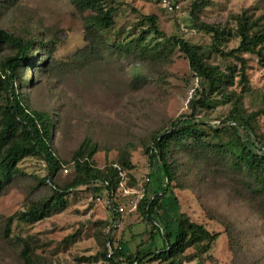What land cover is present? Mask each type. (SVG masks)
<instances>
[{
  "label": "rangeland",
  "instance_id": "1",
  "mask_svg": "<svg viewBox=\"0 0 264 264\" xmlns=\"http://www.w3.org/2000/svg\"><path fill=\"white\" fill-rule=\"evenodd\" d=\"M179 1V13L166 14L151 0H102L104 9H115L113 25L96 29L93 13L81 11L74 0H0V29L34 45L17 72L15 90L30 111L49 116L51 150L61 163L50 183L41 158H24L0 192V264H101L110 230L114 246L122 245L132 257L137 249L157 252L164 246L163 232L175 235L180 214L218 235L208 248L203 242L186 249L181 264H264V188L234 166L230 151H239L242 142L252 150L264 146V67L256 55H240L248 81L243 88L239 62L215 53L212 34L204 29L226 32L219 45L225 52L239 44L240 18L251 34L264 36V0H204L195 14V0ZM149 16L156 18L159 34L150 29ZM175 39L201 47L203 60L222 72L235 69L233 85L205 107L196 106L195 114L189 104L208 90V83L190 72ZM14 54L2 44L0 65ZM4 103L0 93V107ZM233 113L248 117L238 135L218 129ZM176 119L185 125L203 123L204 146L185 142L179 148L171 142L174 180L169 190L174 197L162 201L161 218L154 224L131 207L148 175L151 195L164 190L160 165L149 170L146 148ZM85 141L96 150L91 161L97 169L129 162V179L122 185L130 195H117L126 213L113 220L106 193L94 199L73 191L63 209L35 224L19 222V213L72 181V159ZM141 264L165 263L147 259Z\"/></svg>",
  "mask_w": 264,
  "mask_h": 264
},
{
  "label": "trees",
  "instance_id": "2",
  "mask_svg": "<svg viewBox=\"0 0 264 264\" xmlns=\"http://www.w3.org/2000/svg\"><path fill=\"white\" fill-rule=\"evenodd\" d=\"M74 2L81 11L93 13L91 20L94 28L112 27L113 14L115 13L113 5L104 9L102 0H74ZM203 2L204 0L193 1L191 13L195 14ZM146 19L150 29L155 34H159L156 18L149 16ZM204 29L212 34L214 43L211 48L215 53L222 58H233L239 62L238 74L240 83L244 88L243 85L248 83L245 74L246 64L240 55H256L264 67V49L261 47L264 43V36L251 34L248 24L244 22L243 18H240V20L238 19L239 44L235 49L225 52L219 49V45L223 39H226L224 37L226 32L208 26ZM227 36H229L228 33ZM2 44L12 48L15 54L5 58L0 65V93L4 94L5 99L4 105L0 107V192L18 174L17 165L24 158H41L47 167L46 180L50 183L61 167V163L54 157L51 150L52 123L49 116L44 112L30 111L23 104V99L14 87L17 72L34 45L0 29V47ZM174 46L178 47L179 52L184 55L190 72L196 78L208 83V90L205 93L202 92L198 100H192L189 104L192 114H195L196 106L205 107L211 97L222 94L226 87L233 85L235 69H229L228 73H224L218 67L206 63L200 54L201 47L190 45L182 39H175ZM247 122L248 117L245 118L240 113H233L222 122L218 129L220 131L228 129L238 135L239 126H247ZM185 124L181 119L172 121L170 128L164 134L154 137L151 144L146 148L149 170H153L154 165L158 163L160 173L166 180L164 190L154 191L152 195L150 194L151 175H148V179L143 185L142 197L137 200L134 212L139 213L146 222L156 224L161 218L162 201L167 196L174 197L173 192L169 190V185L174 180L173 166L169 163L171 142H175L179 148H185V142H188L190 146H204L202 139L205 133L201 131L203 123ZM237 139L239 140V137ZM242 143H240L241 148L237 152L235 151L237 148H230L234 154V166L246 171L264 188V146L259 149L253 147L254 150H252ZM95 152V148H92L88 141L83 142L72 159L75 169L72 181L65 187H55L52 197L42 203L31 205L17 215V220L30 225L39 222L51 213L63 209L66 206V197L73 191L88 193L94 199H98L106 193L108 198L107 209L112 212L113 220H115L118 217L117 210L119 207L117 195L120 192V184L124 181L122 176L124 179L128 178L127 170L130 168V164L127 160H120L118 163L109 164L103 169H97L91 161ZM11 220L9 219L6 225V233H9ZM175 223L177 227L175 235L171 236L165 232L161 234L164 241L162 249L146 254H140L139 249H137L135 257L126 254L122 250V245L114 246L111 239L113 230H110L106 234L101 264H141L147 259L165 264H181L180 256L186 249L203 242H206V248H208L209 242H213L218 237L217 234L211 235L203 227L189 222L186 216L182 214L175 220ZM109 250L111 255L108 256Z\"/></svg>",
  "mask_w": 264,
  "mask_h": 264
},
{
  "label": "built area",
  "instance_id": "3",
  "mask_svg": "<svg viewBox=\"0 0 264 264\" xmlns=\"http://www.w3.org/2000/svg\"><path fill=\"white\" fill-rule=\"evenodd\" d=\"M156 6H158L164 13L166 14H175V13H179L180 11V1L179 0H151ZM64 172L66 173L67 170L64 169ZM122 179L124 180L123 176ZM123 182L120 184V188L119 191H122L123 193V197H127L130 195V191L123 188ZM142 197V195L140 194V196H138V199H140ZM136 202L132 204L131 207V211H135L136 209ZM118 216H123L126 211L125 208L123 206L118 207L117 210ZM111 255V251H108V256Z\"/></svg>",
  "mask_w": 264,
  "mask_h": 264
}]
</instances>
